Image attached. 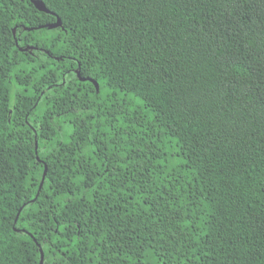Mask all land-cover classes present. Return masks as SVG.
I'll use <instances>...</instances> for the list:
<instances>
[{
	"label": "trees",
	"instance_id": "16d2710c",
	"mask_svg": "<svg viewBox=\"0 0 264 264\" xmlns=\"http://www.w3.org/2000/svg\"><path fill=\"white\" fill-rule=\"evenodd\" d=\"M35 1L0 0V264H264V0Z\"/></svg>",
	"mask_w": 264,
	"mask_h": 264
},
{
	"label": "water",
	"instance_id": "95a60500",
	"mask_svg": "<svg viewBox=\"0 0 264 264\" xmlns=\"http://www.w3.org/2000/svg\"><path fill=\"white\" fill-rule=\"evenodd\" d=\"M34 5H35V7H36V9H37L38 11L43 12V13H47V14L54 15L53 13H51V12L45 7L44 3L41 2L40 0H36V1L34 2ZM60 26H61V21H60L59 18H57L56 23L53 24V25L51 26V28H57V27H60Z\"/></svg>",
	"mask_w": 264,
	"mask_h": 264
}]
</instances>
